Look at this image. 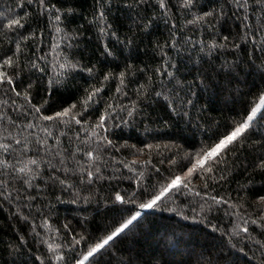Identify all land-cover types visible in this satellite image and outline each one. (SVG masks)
Returning <instances> with one entry per match:
<instances>
[{
    "label": "trees",
    "instance_id": "obj_1",
    "mask_svg": "<svg viewBox=\"0 0 264 264\" xmlns=\"http://www.w3.org/2000/svg\"><path fill=\"white\" fill-rule=\"evenodd\" d=\"M16 2L17 0H0V12L15 14L17 17L28 12L35 18L37 9L34 5L29 7L25 3L24 8L21 9L16 7ZM125 2L126 0H113L109 19L121 41L133 34L135 39L131 46L110 39L108 43L113 48L115 59L104 58L97 50V32L89 24L92 19L93 0H69L67 6H74L77 14L59 25L65 30L64 32L55 31V21L49 23L45 17L36 18L37 22L32 23L31 30L42 31L43 35L42 37L38 35L30 48L24 51L26 53L35 51L36 57H44L43 62L37 61V63L46 68V74L31 70L29 67H24L20 72V75L25 77V85L29 79L34 84L32 92L36 98L32 103L38 104L43 97L49 99L55 111H59L61 105L67 106L69 103H77L79 108L80 103L84 101L85 90H90L91 86L101 87L98 83L99 77L90 78L86 72H80L72 81L71 87L65 89L53 85L51 97L45 94L44 87L47 80L50 77L54 78V71L58 70L54 66L63 62L62 57L75 54L76 59L83 57L85 64H89L90 61L102 72L118 73L126 62L131 63L136 69H146L145 74L137 72L135 76L128 78L125 88L126 97L119 96L115 91L119 84L118 80H110L102 85L100 94L102 101L117 106L121 103L129 105L130 101L137 99L134 89L139 83L145 82V76L151 75L150 70L161 61L154 45L157 42L163 43L169 37V24L165 22L166 19L178 18L179 31L176 32V37L179 43L176 49H166V51L171 62L180 68L177 77L185 82V91L181 92L177 87L176 94L183 97L189 85L198 94L196 107L191 109V122L187 117L182 118L165 111L164 101L160 98L152 96L143 101L140 105L143 109L141 116L127 125L110 127L109 139L119 151H116V148H109L97 161L98 165H102L103 179H94L92 183L84 184H80L77 179L79 169L76 164L90 167L88 158L83 155L85 145L80 141L92 136L91 128L88 124L83 126L73 124L68 127L47 122L48 130L51 132V136L47 137L48 144L52 149L59 147L62 150L66 159L65 167L69 170L67 183L72 184L73 187L65 190L49 180V175H57L60 179H64V168H60L58 172L45 170L44 176L34 181L36 187L28 189L27 192L25 187L15 180L8 185L9 178L3 177L5 185L8 186L0 187V192L3 193L0 195V264H34V257L47 251L46 244L40 243L41 239L47 240L45 233H50L52 241L49 242H53L54 246L62 245L64 252H68L69 242L73 236L79 239L80 235H83L89 241L103 238L121 219L120 214L113 210L111 202L107 199L113 189L121 191L122 194L136 191L139 173H144L143 183H149L152 165L167 176L169 173L165 169L168 168V162L165 158L170 153L163 145L171 147L176 144L187 151H193L190 145L198 148L202 141L210 143L208 137L212 136L217 127L219 132H224L227 124L235 122L246 114V109H249L254 100L258 102L257 97L264 90V68L261 67L264 54L255 51L250 41L245 43L237 37L238 30L243 31L240 21L243 15L242 9L230 4L225 5L224 15L218 16L213 21L214 26L209 31L205 25L187 24L186 21L208 8L219 11L225 0H196V7L191 10V14L171 8L168 18L162 17L160 10L154 7L156 0H150L149 5L144 6L140 11L142 15L156 17V21L148 33H142L137 31L134 23L137 10L126 9ZM172 3L178 4L179 0H172ZM249 3L248 14L255 28L260 24L264 13L260 11L254 0H249ZM68 32L74 36L72 43L76 45L71 49L67 47V41L62 40V36ZM224 35L229 36V47L215 50L211 57L200 53L199 46L196 51H192L189 45L184 44L187 39H191L194 43L199 40L205 43L211 40L222 42ZM13 38L12 35L7 37V39ZM260 39L261 36L258 35L257 41L259 42ZM233 40L240 44L241 48H233L231 46ZM4 47H8L6 42ZM197 57H202L200 64L193 63ZM22 61L27 64V60L23 57ZM209 61L217 71H220L223 65L239 63L241 69L238 77H225L223 74L227 71L225 67L223 72L210 82L207 89L198 87L197 72L202 69L210 70ZM170 70L174 71V69ZM161 80L167 88L173 87V84L167 83V77L156 76L154 77L156 90H160ZM18 90H21L19 85ZM12 100L16 101L15 105ZM22 103V99L8 92L7 86L0 88V142H5L4 137L9 131L12 134L20 132L22 136H28L29 133L45 136V133L38 128L25 127L31 117L26 119L24 113L17 107ZM202 105L206 106V110H201ZM102 106L98 104L95 107L102 109ZM261 113H264V106H261L257 118L245 133L246 140L241 141L243 147L238 146V150L230 154L227 162L228 171L225 173L228 176L227 182L220 181L214 189L209 190L211 195L219 193L220 196L231 197L229 203L237 204L236 209L221 204L212 205L211 213L201 212V205L205 209L208 207L205 204L207 197L201 191V181L193 179L188 188L181 191L173 190L172 195L163 205L152 209L133 208V214L135 211H140L141 217L102 250L97 256V264H264V226H261L264 225V221L260 220V216H264V211L260 210L259 205V197L264 195V170L254 166L259 157L264 156V119L259 118ZM44 114L52 115L53 112ZM96 116L97 113L92 112L88 120L95 121ZM164 120L168 121L169 127L164 126ZM10 121H14L15 126L10 127ZM112 123L109 121L110 126ZM116 123L119 121L117 120ZM145 127L150 129L153 135L146 134ZM205 128L208 130L207 133L204 131ZM140 139H147L149 143L161 147H154L151 150L152 156L139 157L150 161V164L138 165L132 172L124 167L122 162L130 164L137 157L132 154L134 150L129 151L121 146L127 143L142 147L139 143ZM77 147L81 148L80 152L76 151ZM160 160L164 161L163 164L158 162ZM57 167L59 168V165ZM157 179L159 177L151 174V183H155ZM17 189L20 196L17 195ZM9 192L11 196L5 199ZM197 192L201 195L197 196ZM28 196L37 198L30 201L27 199ZM127 207L133 206L127 205ZM18 212L20 215H17ZM124 215L127 216L128 213ZM22 216L28 217V220L22 219ZM251 220H256L257 223L252 224ZM244 221L248 223L245 224ZM238 224L241 227H248L249 233L247 235L241 233L239 237L230 241L228 233H231ZM64 225L68 227L65 228ZM37 233L39 235H36ZM21 236L26 241L22 248L18 240ZM15 248H19V251H15ZM70 255L69 253V257Z\"/></svg>",
    "mask_w": 264,
    "mask_h": 264
},
{
    "label": "snow or ice",
    "instance_id": "obj_2",
    "mask_svg": "<svg viewBox=\"0 0 264 264\" xmlns=\"http://www.w3.org/2000/svg\"><path fill=\"white\" fill-rule=\"evenodd\" d=\"M25 3L29 7L33 5L36 7L35 18L28 12H25L21 17H17L15 14L0 12V88L7 86L8 92L14 94L16 98L23 100V103L17 107L24 113L26 119L31 117V120H29L25 127L27 129L38 128L45 133V136L41 137L34 133L22 136L20 132L12 134L10 131L7 133L4 137L5 142H0V187H6L11 184L12 180H15L21 186H24L25 192H27L28 189L36 187L34 181L38 177L42 178L45 170L58 172L60 168L65 169V178L60 179L57 175H49V180L52 184H59L65 190L73 187L72 184L67 183L69 179L67 172L69 170L65 167L66 159L62 150L59 147L52 149L48 144L47 137L51 136V132L48 130L47 122L68 127L73 124L81 126L88 124L91 128L92 136L80 141L82 145H85L83 155L88 158V164L90 165V167H86L79 163L76 164V167L79 169L77 179L80 184H84L85 182L92 183L94 179H103L102 165H98L97 161L102 157L104 151H107L109 148H116L113 141L109 139V135L111 134L110 127L115 128L127 125L130 121L141 116L143 109L140 105L143 101L150 99L152 96L160 98L164 101L163 107L165 111L182 118L187 117L189 122H191V109L196 107L198 94L190 85L183 97L176 94L177 87L179 91H185V82L177 77L180 68L171 62L168 51H166V49H176L179 43L176 37V32L179 31L177 26L178 18L175 20L166 19L165 22L169 24V37L163 43L157 42L154 45V48L160 54L161 61L150 70L151 75L145 76V82L139 83L138 87L134 89L137 99L130 101L129 105L121 103L117 106L102 101V98H100L102 85L104 82L110 80H118L119 84L115 91L119 96L126 97L127 92L125 88L127 87L126 81L128 78L135 76L137 72L145 74L146 69H136L131 63L126 62L118 73L113 71L102 72L96 69L95 64H92L90 61L89 64H85L83 57L76 59L75 54L62 57L63 62L54 66L58 70L54 71V78L50 77L47 80V84L44 87L45 94L49 98L51 97L53 85L61 86L65 89L71 87L72 81L80 72H86L90 78L99 77L98 83L101 84V87L91 86L90 90H85V98L83 103H80L79 108L77 107V103H69L67 106L61 105L60 110L55 111L49 103V99L43 97L40 98L38 104L32 103V100L36 98L32 92L34 84L29 79L25 85V77H22L20 72L24 67H29L31 70L46 74V68L41 67L40 63H37V61L43 62L44 57H36L35 51H30L29 53L24 51L26 48H30L38 35L41 37L43 35L42 31L31 30L32 23L37 22L36 18L45 17L49 23L55 21L56 32H64L65 30L59 27V25L63 24L71 16L76 15L77 11L74 6H67L69 0H55V2L53 0H17L16 7L23 9ZM149 3L150 0H126L124 4L126 9L134 8L137 10V17L134 23L137 26L138 32L148 33L156 21V17L154 16L141 14L140 10L144 6L149 5ZM254 3L264 13V0H254ZM229 4L243 10V15L240 17L243 31L238 30L237 37L245 43L250 41L255 51L264 54V17L261 18L260 24L254 28L250 22L251 17L248 14L250 8L249 0H225V4L221 5L219 11L208 8L202 11V13L194 15L186 23L202 24L207 26L208 30L211 31L214 26L213 21L218 16L224 15V6ZM112 5L113 0H93L92 19L89 21V24L96 29L97 50L100 55L104 58L112 57L115 59V53L113 48L109 46L108 41L111 39L116 43L131 46L134 43L135 34L125 37L124 41L119 39L117 30L109 19ZM154 7L160 10L162 17L168 18L171 8L184 10L191 14V10L196 7V0H179L178 4H173L172 0H156ZM129 31L131 32V29ZM9 35H12L14 38L7 39ZM258 35L261 36L259 42L257 41ZM73 39L74 36L70 32L62 36V40L67 41L69 49L76 47L72 43ZM5 42L8 45L7 48L4 47ZM184 44L189 45L192 51H196L197 46H199L198 50L200 53L211 57L215 50L229 47V36L224 35L222 42L211 40L205 43V41L199 40L194 43L191 39H187L184 41ZM231 46L236 49L241 48V45L237 44L235 40L232 41ZM22 57L27 60L26 65L23 63ZM259 58L257 57V59ZM201 60L202 57H197L193 60V63L200 64ZM208 63L210 70L202 69L197 72L198 87L204 89H207L210 82L219 76L225 67H227V71L223 72V74L225 77L231 78H237L238 72L241 69L239 63H234L232 65H223L221 70L217 71L210 61ZM261 67L264 68V60L261 62ZM170 69H174V71ZM156 76L167 77V83L173 84V87L171 89L167 88L164 81L161 80L160 90H156L154 81V77ZM18 85L21 86V90H18ZM257 100L258 102L254 100L249 109H246L244 116L233 123L227 124L224 132H219L217 127L212 136L208 137V140L211 141L210 143L202 141L198 148L195 145H190L193 151H187L181 145L173 144L171 147L163 145L170 153L165 158L168 162V168L165 169L169 173L167 176H164L159 168L152 165L151 174L159 177L155 183H151V174L149 175V183H143L142 178L144 173L140 172L137 179L136 191L122 194L121 191L113 189L107 199L111 202L113 210L120 214L121 219L116 222L113 229L103 238L89 241L83 235H80L79 239L73 236L69 242L68 252H64L63 246H54L53 242H49L52 241L51 234L45 233L47 240L41 239L40 243L46 244L47 251L35 256L34 264L35 262H38V264H97V256L102 253V250L141 217L142 213L140 211H135L133 214V208L152 209L155 206L163 205L172 195L173 190L181 191L184 188H188L192 184L193 179L201 181V191L207 197L205 204L208 207L205 209L201 205V212L206 211L207 213H211L212 205L221 204H227L229 207L236 209L237 204L229 203L231 197L220 196L219 193L211 195L209 190L214 189L220 181L227 182L228 176L225 173L228 171L227 162L230 159V154L237 151L238 146L243 147L241 141L246 140L245 133L251 128L254 119L257 118V113L260 112L261 106H264V90L258 95ZM177 101H179V105H177ZM12 103L15 105L16 101L12 100ZM98 104L103 105L102 109L95 107ZM201 110H206V106L202 105ZM49 111H52L53 114H44ZM92 112L97 113L95 121L88 120V116ZM259 118L264 119V113H261ZM117 120L119 123H116ZM109 121L113 122L111 126L109 125ZM163 123L165 127L170 126L167 120H164ZM11 126H15L14 121H10ZM204 131L207 133V128ZM145 133L153 135L152 131L147 127H145ZM155 135H159V133H155ZM77 139H79V136H77ZM139 143L142 147L127 143L121 146L129 151L134 150L132 154L137 157L130 164L122 162L123 166L132 172L136 170L138 165L143 164L147 166L150 164V161L139 159V157L144 155L152 156L151 150L154 147H161V145L149 143L147 139H140ZM173 148L175 149L174 151L172 150ZM76 151L80 152L81 148L77 147ZM116 151H119V148H116ZM54 160L56 161L55 163L53 162ZM158 162L163 164L164 161L160 160ZM57 165H59V168ZM254 166L260 170H264V156L259 157ZM4 176L9 178L8 185L4 183ZM45 184L47 186V182ZM0 195H3V193L0 192ZM17 195L20 196L18 189ZM196 195L199 196L201 193L197 192ZM10 196L11 193L9 192L5 199H8ZM36 198V196L27 197L30 201ZM127 205H132L133 207L129 208ZM259 205L260 210L264 211V195L259 197ZM124 213H128V215L125 216ZM17 215H20V213L18 212ZM21 218L26 221L28 220L26 216H22ZM260 220L264 221V216H260ZM209 223L211 222L209 221ZM244 223L247 224L248 221H244ZM251 223L256 224L257 221L251 220ZM64 227L67 228L68 225H64ZM213 230H215V226H213ZM33 232L35 233V226L33 227ZM241 233L247 235L249 229L248 227H241L238 224L234 226L231 233H228V238L231 241L239 237ZM36 235L39 234L37 233ZM18 240L19 246L22 248L26 241L23 236L18 237ZM232 246L234 247L235 245ZM14 250L19 251V248H15ZM69 253L71 254L70 257Z\"/></svg>",
    "mask_w": 264,
    "mask_h": 264
}]
</instances>
